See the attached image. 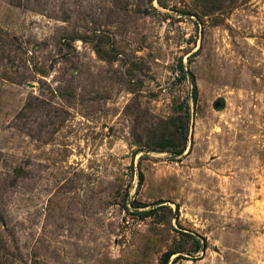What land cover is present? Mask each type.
<instances>
[{
  "label": "rangeland",
  "instance_id": "obj_1",
  "mask_svg": "<svg viewBox=\"0 0 264 264\" xmlns=\"http://www.w3.org/2000/svg\"><path fill=\"white\" fill-rule=\"evenodd\" d=\"M0 264H264V0H0Z\"/></svg>",
  "mask_w": 264,
  "mask_h": 264
}]
</instances>
